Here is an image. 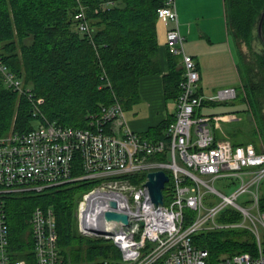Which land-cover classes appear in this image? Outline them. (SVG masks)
Instances as JSON below:
<instances>
[{
  "label": "built area",
  "instance_id": "obj_1",
  "mask_svg": "<svg viewBox=\"0 0 264 264\" xmlns=\"http://www.w3.org/2000/svg\"><path fill=\"white\" fill-rule=\"evenodd\" d=\"M158 18L167 27L166 45L181 57L184 77L176 99L175 118L165 138L153 139L127 124L119 98L91 114L86 127L62 125L48 119L37 98L0 58L5 85L32 101L35 126L0 135V264H26L13 260L7 197L77 180L94 181L80 200L77 218L80 232L92 238L112 240L121 251L120 264H264V209L260 205L264 182V143L235 144L226 134L218 138L211 122L219 115L196 111L206 99L228 101L238 96L236 87L219 89L206 98L199 93L200 73L193 55L185 49L176 0H164ZM77 30L93 42L94 28L82 0L77 5ZM82 173L74 174L77 157ZM169 175L164 201L156 204L147 181L151 171ZM233 178L227 193L215 182ZM171 182V183H170ZM170 183V184H169ZM170 189L168 200L164 190ZM208 194L218 201L208 203ZM99 199L116 200V210L129 214L128 225L96 217ZM227 209L232 211L226 212ZM234 211V212H233ZM234 221H221L225 214ZM34 264H67L59 246L57 214L52 206H36L29 220ZM246 229L257 242L254 252L227 254L210 260V250L195 242L200 232ZM107 263V262H106Z\"/></svg>",
  "mask_w": 264,
  "mask_h": 264
},
{
  "label": "trees",
  "instance_id": "obj_2",
  "mask_svg": "<svg viewBox=\"0 0 264 264\" xmlns=\"http://www.w3.org/2000/svg\"><path fill=\"white\" fill-rule=\"evenodd\" d=\"M82 1L94 28L93 42L77 30L78 0H0V58L30 87L35 99L42 98L40 107L48 119L78 127H86L90 115L116 97L125 108L131 107L140 100L141 79L161 73L158 9L165 3L164 0ZM225 5L231 35L237 43L251 49L258 36L264 0H225ZM257 61L260 78L264 79V53L257 54ZM183 77L184 67L178 56L171 53L169 71L163 75L167 101H176ZM246 78L249 83L250 76ZM262 81L252 89L259 103V98L264 97ZM248 83L243 87L249 88ZM174 118L175 114L145 135L165 138ZM36 121L32 101L8 88L0 74V135L11 130L28 131ZM80 173L78 156L74 174ZM94 184L87 179L77 180L41 193L8 196L13 260L34 264L29 220L33 209L42 205L52 206L57 214L59 246L67 264H120L121 251L112 240L87 238L78 229L79 201ZM260 205L264 209V182ZM229 211L232 210L226 212ZM234 215L231 219L224 214L220 220L239 218L238 212ZM194 238L197 244L210 250L211 261L257 249L255 236L246 229L210 230Z\"/></svg>",
  "mask_w": 264,
  "mask_h": 264
},
{
  "label": "crops",
  "instance_id": "obj_3",
  "mask_svg": "<svg viewBox=\"0 0 264 264\" xmlns=\"http://www.w3.org/2000/svg\"><path fill=\"white\" fill-rule=\"evenodd\" d=\"M176 2L180 30L185 36V49L193 55L200 73L199 93L209 98L214 94L208 90L212 89L217 92L223 87H236L231 81L226 79L233 78L232 82H234L237 74L239 78H243L233 55L231 39L242 57L243 64L245 66L247 64L244 62V57L240 51V43L235 41L229 30L225 0H176ZM166 32L167 27L163 22L159 21L158 38L161 73L148 75L141 79L140 100L128 108L130 111L132 110V113L137 115H132L128 118L125 112V118L129 127L133 131L143 135L147 134L152 127L174 116L176 112V101H167L164 92L163 75L169 71V55L171 54L170 49L166 45ZM178 58L182 64L181 57L178 56ZM248 76H250V72ZM223 79V82L226 83L216 90V86ZM243 86L244 81H242ZM243 88L245 91L246 88ZM212 103L214 102L206 99L203 106L197 109L196 114H203L204 106ZM219 116L225 122L237 118L235 111H228L219 114ZM224 133L222 136H219L215 132L218 138H222ZM226 136L229 138L228 135ZM229 139L232 140L231 138Z\"/></svg>",
  "mask_w": 264,
  "mask_h": 264
},
{
  "label": "rangeland",
  "instance_id": "obj_4",
  "mask_svg": "<svg viewBox=\"0 0 264 264\" xmlns=\"http://www.w3.org/2000/svg\"><path fill=\"white\" fill-rule=\"evenodd\" d=\"M231 43H232L231 45L233 48V55L235 57V61L240 68L243 78H239L237 74V78H234V82H232L233 78H226V79L228 81H231V83L237 87L239 95L236 98L228 101H216L208 106H204L203 113L219 115L228 111H235V114H237L236 119L229 122H225L222 120L220 121V125L217 124V121H212L211 122L212 128L214 129L215 132L218 133L219 136H222L223 132H225L226 135H228L229 138H231L232 141H234L235 143L250 142L258 146L264 143V102L259 103V101H257L255 98L254 92L250 90L248 86L244 91V88L242 87V81H244V83H247V78L245 77L249 75V72H250V78L261 79L260 77L262 73L257 61V54L263 53L264 46L257 35L253 40V45H252L253 47L251 49L246 44L240 43V48H241L240 51L244 57V62L247 64L248 68L250 69L249 71H247L248 68L243 64L242 57L235 48L232 39H231ZM262 80L261 82H263ZM223 81L224 79L219 82L220 84L217 83L219 85L216 86L217 87L216 90H218L222 84L226 83ZM208 91L212 94L216 93V91L212 89ZM125 112L128 118L132 115H137L135 113H132V110L130 111V109L128 108H125ZM232 179H233L232 177L231 178L222 177L216 180L215 184L219 189L227 193H230L235 188L234 185L228 187L229 183H232L233 181ZM164 192L167 197L166 200H168V193L171 191L170 189L167 188L164 190ZM207 199H208V203L210 202V204H214L216 203V201H218V198H216L214 194H208ZM76 216H77V211H76ZM77 224L79 229V223ZM87 238H92V237L87 236Z\"/></svg>",
  "mask_w": 264,
  "mask_h": 264
},
{
  "label": "water",
  "instance_id": "obj_5",
  "mask_svg": "<svg viewBox=\"0 0 264 264\" xmlns=\"http://www.w3.org/2000/svg\"><path fill=\"white\" fill-rule=\"evenodd\" d=\"M258 37L261 40L264 46V9L261 12V17L258 22ZM149 180L147 181V185L149 186L150 194L152 200L156 204H160L164 201L163 189L165 187L166 182L169 180V175L164 170H155L151 171L149 174ZM118 207V202L116 200L109 199H99L96 204V217L100 218L103 213V217L105 218L108 229L112 227V222H119L128 225L130 223L129 214L118 211L116 208Z\"/></svg>",
  "mask_w": 264,
  "mask_h": 264
},
{
  "label": "flooded vegetation",
  "instance_id": "obj_6",
  "mask_svg": "<svg viewBox=\"0 0 264 264\" xmlns=\"http://www.w3.org/2000/svg\"><path fill=\"white\" fill-rule=\"evenodd\" d=\"M263 53H264V51H263ZM261 79H263V78H261ZM250 80H251V81H249V83H248V82H247V83H248V85H249V89H251V90L253 89V87H256L258 83H261V82H260V81H261L260 79H252V78H250ZM259 80H260V81H259ZM262 95H264V92H262ZM260 97H261V96H260ZM259 99L261 100V102H264V97H263V98L261 97V98H259ZM261 102H260V103H261Z\"/></svg>",
  "mask_w": 264,
  "mask_h": 264
}]
</instances>
